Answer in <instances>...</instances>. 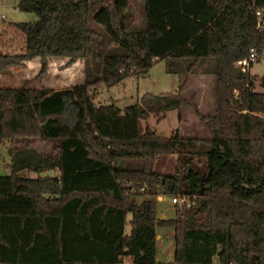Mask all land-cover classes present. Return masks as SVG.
I'll list each match as a JSON object with an SVG mask.
<instances>
[{
	"label": "trees",
	"instance_id": "16d2710c",
	"mask_svg": "<svg viewBox=\"0 0 264 264\" xmlns=\"http://www.w3.org/2000/svg\"><path fill=\"white\" fill-rule=\"evenodd\" d=\"M131 1L18 0L36 19L0 31V73L39 58V79L51 57L71 65L91 52L99 64L93 82L110 86L146 74L157 60L190 59L191 67L211 58L216 108L201 117L211 136L142 132L150 112L179 107L165 95L121 109L96 104L89 82L0 87V145L7 142L10 154V174L0 176V264H167L156 260L158 228L173 232L171 264H264V92L234 66L250 49H264L255 14L264 0H137L140 29L129 27ZM103 38L114 47L101 55ZM160 156H175L179 166L159 174ZM157 188L190 207L157 217L154 199L144 198Z\"/></svg>",
	"mask_w": 264,
	"mask_h": 264
},
{
	"label": "rangeland",
	"instance_id": "374dc122",
	"mask_svg": "<svg viewBox=\"0 0 264 264\" xmlns=\"http://www.w3.org/2000/svg\"><path fill=\"white\" fill-rule=\"evenodd\" d=\"M18 0H0V31L6 29L9 23L32 22L36 15L30 12H22L17 6ZM129 27L140 29L144 25V7L142 2L132 0L128 9ZM92 27L101 30L91 22ZM11 30V29H10ZM8 33V32H7ZM12 36L15 35L11 30ZM21 39H13L12 45L21 44ZM98 51L101 55L114 47L104 38L98 42ZM68 58L55 57L49 59L47 74L36 79L40 62L31 61L28 66L11 67L0 73V87H21L30 81L34 88H49L61 90L89 82V90L95 92L96 104L114 103L123 109L126 106L138 103L142 104L145 96L156 97L165 95L167 100L178 99L179 107L174 110L162 112H150L141 120V131L146 129L153 131L161 137L172 136L175 131L183 138L205 139L211 136V132L202 116H212L216 108V78L214 75L215 61L211 58H203L196 65L189 66L190 59L157 60L143 75L130 73L120 82L107 85L103 82H93L99 75V64L93 58L91 52L85 59L77 60L71 65L67 64ZM235 66V65H234ZM249 75L253 80L254 90L264 92L259 84L260 77L264 75V49L258 53L257 60L251 65ZM233 99H240V89L232 92ZM264 117V114H260ZM43 144L37 147L42 150ZM10 154L8 143L0 145V176L9 175ZM193 164L203 172V159L193 156ZM179 166L175 156H160L156 161V171L161 174H171L175 167ZM53 173V172H52ZM46 173H42L45 175ZM23 177H36L37 174L28 170L19 173ZM159 194L155 196L145 195L144 198H152L156 204V215L159 218H168L174 215V204L170 195ZM161 196L160 200L159 197ZM128 220L130 215L127 216ZM129 224L125 227V233L129 234ZM173 232L170 228H158L156 260L171 264L173 262ZM129 263L128 258H123ZM214 264H219L215 258Z\"/></svg>",
	"mask_w": 264,
	"mask_h": 264
},
{
	"label": "built area",
	"instance_id": "2783aa9c",
	"mask_svg": "<svg viewBox=\"0 0 264 264\" xmlns=\"http://www.w3.org/2000/svg\"><path fill=\"white\" fill-rule=\"evenodd\" d=\"M255 14L258 17L257 21V28L262 29L264 26V10L263 9H257ZM258 53L255 49H250L247 56L240 58L235 61L234 65L238 69L239 72L242 73H248L251 65L257 60ZM161 196L159 197L160 200ZM171 203L174 205H180L185 207H190V201L188 198L180 197V196H171L170 199ZM123 263H127L126 260L123 259Z\"/></svg>",
	"mask_w": 264,
	"mask_h": 264
},
{
	"label": "crops",
	"instance_id": "0c3cea01",
	"mask_svg": "<svg viewBox=\"0 0 264 264\" xmlns=\"http://www.w3.org/2000/svg\"><path fill=\"white\" fill-rule=\"evenodd\" d=\"M2 1H3V0H2ZM6 1H9V0H6ZM16 7H17V6H16ZM0 18L3 20V19L5 18V16H4V15H1ZM51 58H55V57H51ZM51 58H50V59H51ZM34 60H36V61L38 60V62H39V58H33V59H31V60H27V61L24 62V65H23L24 68H25V66L27 67L28 64H29L31 61H34ZM15 88H18V87H15Z\"/></svg>",
	"mask_w": 264,
	"mask_h": 264
}]
</instances>
